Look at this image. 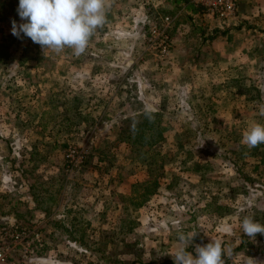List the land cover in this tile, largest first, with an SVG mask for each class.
<instances>
[{
	"label": "rangeland",
	"instance_id": "1",
	"mask_svg": "<svg viewBox=\"0 0 264 264\" xmlns=\"http://www.w3.org/2000/svg\"><path fill=\"white\" fill-rule=\"evenodd\" d=\"M105 15V26L80 56L70 48L44 52L38 44L26 53L11 47L0 61V227L16 224L30 232L13 249V264H174L181 232L195 234L187 249L193 255L197 246L220 240L226 264H247V257L264 264V244L241 227L245 216L264 224V144L250 149L241 142L252 124H264V91L248 83L223 98L217 90H198L195 99L187 98L191 105L181 106L184 92L146 90L155 104L145 107L140 87L122 92L127 104L121 106L113 89L122 82L142 86L151 68L157 86L165 84V70L154 66L169 58L172 42L165 56L149 47V27L163 17L151 22L135 59L122 54L123 73L109 91L96 85L101 77L95 69L117 68L114 52L121 45L96 38L109 31L111 14ZM11 29L10 20L0 24V39ZM129 66L138 79L125 78ZM100 99L104 105L97 110L93 104ZM142 110L160 114L165 129L145 153L163 157L152 176L154 166L135 161V147L128 154L119 137ZM68 146L86 156L71 172L64 168ZM240 241L251 254L233 251Z\"/></svg>",
	"mask_w": 264,
	"mask_h": 264
},
{
	"label": "crops",
	"instance_id": "2",
	"mask_svg": "<svg viewBox=\"0 0 264 264\" xmlns=\"http://www.w3.org/2000/svg\"><path fill=\"white\" fill-rule=\"evenodd\" d=\"M105 12L111 14L109 31L98 32L96 38H100V42L108 39L121 47L127 45V49L119 46L114 52L117 68L106 71L95 69L101 77V83L96 85L106 86L109 91L117 86L114 80L123 73L122 54L129 62L130 59H135V55L144 46L151 22L167 15L172 18L168 31L172 42L169 58L158 61L159 65L156 67L154 63L150 65L154 69L165 70V84L157 86L156 83L159 82L157 76H154L156 73H152L150 68L144 85L122 82L113 89L116 94L120 92L118 98L121 106L127 104L121 94L132 88L140 90V87L142 92L138 94L145 107L150 106L153 100L145 97L146 90L149 94L161 91L167 95L170 91L171 94L176 91L184 92L178 98L181 106L191 105L187 98L192 94L195 99V92L198 90H217L222 92V98L225 95L232 96L237 84L243 87L249 84L255 90L264 91V79L260 78V75H264V0H238L235 15L225 20L213 17L185 0H108ZM134 52L135 55L132 54ZM134 69L135 66L126 69L123 74L126 79H131V75L138 79ZM171 75H180L182 79L173 80ZM95 102L93 105L97 110L104 105L103 99ZM154 104L155 102L151 105Z\"/></svg>",
	"mask_w": 264,
	"mask_h": 264
},
{
	"label": "clouds",
	"instance_id": "3",
	"mask_svg": "<svg viewBox=\"0 0 264 264\" xmlns=\"http://www.w3.org/2000/svg\"><path fill=\"white\" fill-rule=\"evenodd\" d=\"M108 0H19L18 15L22 21H12V34L20 37L23 33L45 51L56 53L65 48L80 56L88 47L96 29L106 22ZM264 115V108L261 109ZM149 118H151L149 114ZM135 126L133 125V128ZM248 148L264 144V124L254 123L244 131L242 141ZM243 233L254 240L257 234L264 235V224L253 216H245L241 222ZM193 235L181 232L178 240L182 245L173 257L174 264H225L224 249L220 240H211L195 248V255L189 252L188 241ZM247 264H261L255 258L247 257Z\"/></svg>",
	"mask_w": 264,
	"mask_h": 264
},
{
	"label": "trees",
	"instance_id": "4",
	"mask_svg": "<svg viewBox=\"0 0 264 264\" xmlns=\"http://www.w3.org/2000/svg\"><path fill=\"white\" fill-rule=\"evenodd\" d=\"M19 5V0H0V24L7 21L15 20L17 24L26 22L22 21L18 15L17 9ZM169 36V35H168ZM19 45V46H18ZM38 44L34 43L29 37L25 36L23 33L20 34V37L14 36L13 34L6 35L5 37L0 39V61H6L10 55L11 50L19 47L22 53L35 51L37 49ZM23 54L18 56V62L22 63ZM241 90V89H240ZM239 95L242 94V90ZM243 95V94H242ZM149 114L151 118H149ZM131 121V125L128 124L126 128H120L119 137L122 142L127 147V153L129 154L128 149L131 146H134L135 149H132L134 152L135 161L138 163H142L146 166L153 165L154 171L150 172L148 175H153L158 169H160L159 161L163 159V157L158 156V154L154 151L152 154L150 153L148 156L145 153L151 151V148L156 146L160 140L162 139V134L165 131L162 126V122L160 119V114L153 113L147 110H142L134 116L129 118ZM123 123L127 125V120ZM133 125L135 126L133 128ZM86 162V156L83 159L82 165ZM150 176V177H151ZM146 181L139 183V186L143 185ZM154 182H152L153 184ZM155 184V183H154ZM151 192H147L150 195ZM16 225V224H13ZM20 227V226H19ZM256 239L264 244V236L257 234ZM249 247L243 248V242H239V245L234 248L233 251H243L246 254H251L249 252ZM114 264H125L122 261H117ZM134 264V263H128ZM226 264V263H225Z\"/></svg>",
	"mask_w": 264,
	"mask_h": 264
},
{
	"label": "built area",
	"instance_id": "5",
	"mask_svg": "<svg viewBox=\"0 0 264 264\" xmlns=\"http://www.w3.org/2000/svg\"><path fill=\"white\" fill-rule=\"evenodd\" d=\"M188 4L202 8L206 13L220 20L231 18L237 10L238 0H185ZM171 22L169 17H163L159 25H151L148 30L146 42L154 48L159 56H165L170 49L168 26ZM84 151L68 146L66 149L64 168L71 172L83 162ZM37 238V234H33ZM30 232L17 225H6L0 227V264H13V249L21 243L28 241Z\"/></svg>",
	"mask_w": 264,
	"mask_h": 264
}]
</instances>
